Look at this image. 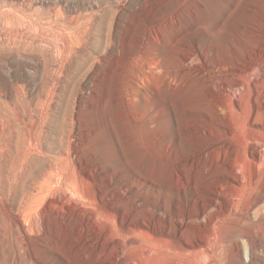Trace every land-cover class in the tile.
Returning a JSON list of instances; mask_svg holds the SVG:
<instances>
[{
	"label": "rangeland",
	"instance_id": "obj_1",
	"mask_svg": "<svg viewBox=\"0 0 264 264\" xmlns=\"http://www.w3.org/2000/svg\"><path fill=\"white\" fill-rule=\"evenodd\" d=\"M263 31L264 0H0V264H126L96 213L171 260L264 264V136L226 135L218 85Z\"/></svg>",
	"mask_w": 264,
	"mask_h": 264
},
{
	"label": "bare ground",
	"instance_id": "obj_2",
	"mask_svg": "<svg viewBox=\"0 0 264 264\" xmlns=\"http://www.w3.org/2000/svg\"><path fill=\"white\" fill-rule=\"evenodd\" d=\"M247 62L248 63H246L244 66L243 65L239 66L234 72L231 73L230 71L229 77L235 76L237 79L231 78L229 80L227 75L222 74L221 79L218 82V85L220 86L223 94V97L221 98L220 106L223 108V114L225 119L224 122L222 123L226 128L225 129L226 135L229 137L232 136L233 138L234 137L236 138L237 135L241 136V134L247 135L249 136L250 140L252 139L256 142L259 139L258 137L264 136V38L262 42L259 43V46L254 50V52L251 53L250 60ZM245 91H247L249 94L248 105L243 104L242 94H240V93L243 94L246 93ZM226 97H228V99L225 100ZM247 145L250 146L249 143ZM257 148H259L258 145ZM258 157H259L258 162H256V164L259 163V161L264 163V153H262L261 149L258 150ZM262 163L260 164L262 165ZM256 180H257L256 183L253 182L252 186H250V189H248V194H247L248 197L245 206L242 209V212L244 214H249L251 211H253L257 216H260L262 214L261 220L264 221V205L263 208L261 206V204L264 202V173L258 178H256ZM260 184L262 185L259 186ZM43 192L44 191H40L35 195L33 194V196L31 197V199L27 204L26 211H24L25 216H26V212L27 214L31 213L32 211L36 210L39 207L42 199L44 198ZM241 195H245L244 192H242ZM236 203L237 202L235 200H232L229 205H231V207L234 208ZM50 205L49 207H55L57 204L55 202L53 204L51 203ZM96 214H97L96 217L91 216L93 228L95 230H100L101 228H105L106 230H104V235H107V237H109L110 235L112 237V235L114 234L117 233L120 234L126 231L128 232L130 231V233L132 234L128 238L126 239L124 238V240L113 241L114 257L112 261H114V263L117 262L118 259L125 257L130 252L131 255H133V257L129 258V260H126V264H186L184 260L177 259L178 256L175 257L177 260H171L173 258H170L169 254H168L169 256L167 254L164 255V252L162 250L161 251L159 250L162 248V245L155 243L156 241L154 242L152 239L153 236L150 235L148 230H145L143 228L145 226V223L137 222L136 224H134V227H131L128 230L125 229L124 227L122 228L103 227L97 220L101 216L98 213ZM112 215L113 213L110 212V216ZM259 219L260 218L258 217V220ZM28 220L26 219V217L23 218L22 224L20 226L23 230L30 232ZM242 226H243L242 218L232 219L231 223L227 225L226 230L228 231V233L226 234L227 235L226 237L227 239H229L228 241L231 245H235L234 244V240L236 239L235 233L237 232H239V234L245 233L251 245L255 242L256 233L254 234L252 231L246 232L245 228ZM142 235L146 236L145 237L146 240L140 239ZM263 235H264V228L263 230H261L259 236L262 237ZM178 252L180 253L181 250H178Z\"/></svg>",
	"mask_w": 264,
	"mask_h": 264
}]
</instances>
